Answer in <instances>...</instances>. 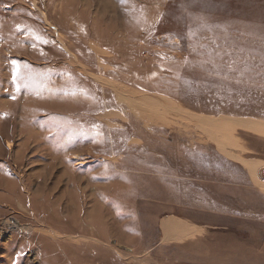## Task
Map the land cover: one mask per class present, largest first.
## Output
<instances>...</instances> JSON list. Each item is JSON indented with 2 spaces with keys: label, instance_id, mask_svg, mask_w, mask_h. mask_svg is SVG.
<instances>
[{
  "label": "rangeland",
  "instance_id": "obj_1",
  "mask_svg": "<svg viewBox=\"0 0 264 264\" xmlns=\"http://www.w3.org/2000/svg\"><path fill=\"white\" fill-rule=\"evenodd\" d=\"M261 165L264 0H0V264H260L158 224Z\"/></svg>",
  "mask_w": 264,
  "mask_h": 264
},
{
  "label": "crops",
  "instance_id": "obj_2",
  "mask_svg": "<svg viewBox=\"0 0 264 264\" xmlns=\"http://www.w3.org/2000/svg\"><path fill=\"white\" fill-rule=\"evenodd\" d=\"M223 186L224 192L218 197V200L223 202L208 209H199L196 211L197 216L187 212H167L168 214L160 217L158 224L160 243L184 238L189 234L190 226L199 228L200 231L209 228L215 232H225L227 235L246 234L241 237L242 244H246L245 247L248 249L249 244L245 242L249 241L252 244L249 246L256 249V257L261 261L258 262L264 264V190L257 187L255 182H250L248 176H244L236 183L224 182ZM202 213L208 214L209 217H203ZM166 218L183 222L189 231L175 239H164L160 224Z\"/></svg>",
  "mask_w": 264,
  "mask_h": 264
},
{
  "label": "bare ground",
  "instance_id": "obj_3",
  "mask_svg": "<svg viewBox=\"0 0 264 264\" xmlns=\"http://www.w3.org/2000/svg\"><path fill=\"white\" fill-rule=\"evenodd\" d=\"M181 223H182V222H181ZM176 224H177V223H176ZM172 230L174 231V232H173V235H172V239H175V238L181 237V236H183L184 234H186V232L188 231L186 226H182V225H179V226H178V224L176 225V228L173 227Z\"/></svg>",
  "mask_w": 264,
  "mask_h": 264
},
{
  "label": "built area",
  "instance_id": "obj_4",
  "mask_svg": "<svg viewBox=\"0 0 264 264\" xmlns=\"http://www.w3.org/2000/svg\"><path fill=\"white\" fill-rule=\"evenodd\" d=\"M257 178L261 184H264V165H261L257 170Z\"/></svg>",
  "mask_w": 264,
  "mask_h": 264
},
{
  "label": "snow or ice",
  "instance_id": "obj_5",
  "mask_svg": "<svg viewBox=\"0 0 264 264\" xmlns=\"http://www.w3.org/2000/svg\"><path fill=\"white\" fill-rule=\"evenodd\" d=\"M13 63H15V61ZM15 79H16V73L13 74V80L15 81Z\"/></svg>",
  "mask_w": 264,
  "mask_h": 264
}]
</instances>
